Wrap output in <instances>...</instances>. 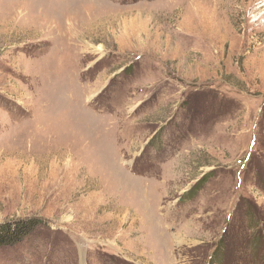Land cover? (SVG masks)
<instances>
[{
  "label": "rangeland",
  "instance_id": "1",
  "mask_svg": "<svg viewBox=\"0 0 264 264\" xmlns=\"http://www.w3.org/2000/svg\"><path fill=\"white\" fill-rule=\"evenodd\" d=\"M260 1L0 0V264H264Z\"/></svg>",
  "mask_w": 264,
  "mask_h": 264
},
{
  "label": "trees",
  "instance_id": "2",
  "mask_svg": "<svg viewBox=\"0 0 264 264\" xmlns=\"http://www.w3.org/2000/svg\"><path fill=\"white\" fill-rule=\"evenodd\" d=\"M35 223L31 222H0V247L19 243L28 235Z\"/></svg>",
  "mask_w": 264,
  "mask_h": 264
},
{
  "label": "bare ground",
  "instance_id": "3",
  "mask_svg": "<svg viewBox=\"0 0 264 264\" xmlns=\"http://www.w3.org/2000/svg\"><path fill=\"white\" fill-rule=\"evenodd\" d=\"M262 3V5L259 7V10L263 9L264 6V0L260 1ZM264 15V13H263ZM263 27H264V22H263ZM209 43H211V41H208ZM204 46V44L202 45V47ZM264 49V48H263ZM218 197V201H219V205L221 206V208L225 205V202L222 201L223 197L225 195H223V187H220V190H218V192H216L215 194ZM223 195V196H222ZM225 207V206H224Z\"/></svg>",
  "mask_w": 264,
  "mask_h": 264
}]
</instances>
